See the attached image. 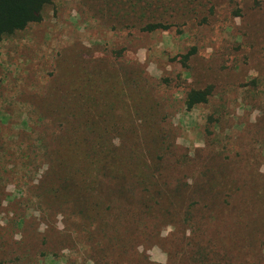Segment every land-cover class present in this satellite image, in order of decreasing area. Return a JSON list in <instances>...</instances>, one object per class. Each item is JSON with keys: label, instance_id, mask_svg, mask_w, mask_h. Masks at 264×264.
<instances>
[{"label": "rangeland", "instance_id": "374dc122", "mask_svg": "<svg viewBox=\"0 0 264 264\" xmlns=\"http://www.w3.org/2000/svg\"><path fill=\"white\" fill-rule=\"evenodd\" d=\"M0 264H264V0H54L1 41Z\"/></svg>", "mask_w": 264, "mask_h": 264}, {"label": "trees", "instance_id": "16d2710c", "mask_svg": "<svg viewBox=\"0 0 264 264\" xmlns=\"http://www.w3.org/2000/svg\"><path fill=\"white\" fill-rule=\"evenodd\" d=\"M54 0H0V42L6 37L40 23Z\"/></svg>", "mask_w": 264, "mask_h": 264}]
</instances>
